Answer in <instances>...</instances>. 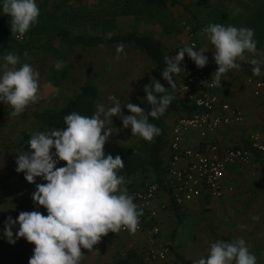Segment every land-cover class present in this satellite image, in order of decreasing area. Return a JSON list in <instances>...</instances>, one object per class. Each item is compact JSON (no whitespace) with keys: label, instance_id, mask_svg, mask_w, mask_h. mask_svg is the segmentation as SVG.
Returning a JSON list of instances; mask_svg holds the SVG:
<instances>
[{"label":"clouds","instance_id":"clouds-1","mask_svg":"<svg viewBox=\"0 0 264 264\" xmlns=\"http://www.w3.org/2000/svg\"><path fill=\"white\" fill-rule=\"evenodd\" d=\"M2 11L11 17V33L20 35L38 23L40 15L36 0H3ZM201 35L214 46L213 59L218 66L212 80L203 81L205 85L221 86L223 74L241 67L237 60L246 58L245 51L257 54L251 28L209 24L202 29ZM207 51L206 48L197 50L193 44L179 49L174 57L165 56L162 77L171 86L170 90L176 88L173 77L184 71L181 62L185 53L197 68H203L209 62L204 54ZM122 53L124 46L118 44L117 60ZM4 60L0 66L3 70L0 101L11 107L10 117L19 116L30 103L39 99V72L28 63L18 69L9 68L19 63V57L14 54L9 53ZM250 63L253 75H262L261 61L252 59ZM64 66L63 61L55 64L57 70ZM152 81L144 87L146 100L151 105L147 114L138 105L128 102L123 106L132 114L123 115L119 100L109 96L114 106L107 110L99 106L91 117L73 111L64 117L65 129L33 134L27 144L30 150L17 154L16 172L25 173L24 178L29 183L34 184L37 177L46 181L36 184L31 197L34 204L47 210L46 216L39 211H22L16 220L9 216L5 221L4 235L9 243L15 244L17 239L25 238L35 245L29 264H80L84 256L81 248L91 251L103 236L122 228L133 233L137 230L143 212L137 210L134 197L121 188L124 177L118 176L117 170L124 167L123 159L119 155L115 158L111 154L105 156V143L112 136V130L105 124L119 116L125 129L131 127L132 136L139 135L147 142L159 136L161 129L150 123L149 117L159 119L175 97L159 81ZM60 161L66 166L57 167ZM16 224L19 229L14 234L12 229ZM194 264H256V257L242 238L217 240L211 244L207 259L200 258Z\"/></svg>","mask_w":264,"mask_h":264},{"label":"rangeland","instance_id":"rangeland-1","mask_svg":"<svg viewBox=\"0 0 264 264\" xmlns=\"http://www.w3.org/2000/svg\"><path fill=\"white\" fill-rule=\"evenodd\" d=\"M36 3L40 9L38 23L31 26L26 34L20 35L11 33V17L3 14V0H0V66L5 63L6 55L14 54L19 57V63L15 66L10 65L9 68L18 69L24 63L30 64L39 72L40 86L37 102L30 103L19 116L10 117L11 107L0 101V139L7 144L5 153L8 168L11 170L17 167L15 163L17 154L30 150L27 144L33 134L52 131L38 122L35 118L36 112L63 107L77 94L85 82L91 81L101 90L98 107L103 106L107 110L114 106V101L109 100L108 97L115 96L122 105V114L131 115L132 113L123 105L128 102L138 105L146 98L145 85L150 84L152 79L154 83V79L157 78L153 60L133 44L122 43L126 56L122 53L121 58L117 60L116 46L118 44L84 49L67 43L59 34L60 30L99 36L136 31L168 43L167 54L169 57H174L177 55L178 44L185 35V27L189 25L196 32L198 31L200 40L203 38L213 57L214 46L201 35L203 28L209 24L247 27L254 30L257 54L253 55L245 51L246 58L237 60L241 67L239 73L234 74L237 77L234 78L233 83L238 86V90L249 93L245 75L252 72L253 65L250 63L252 59L261 61V71L264 74V0L244 2L238 0L212 2L202 0H36ZM119 21L123 23V26L118 25ZM57 61H63L65 64L61 70L55 68ZM2 74L3 70L0 68V76ZM232 74L231 71L225 75ZM248 98L250 99L249 96ZM255 104L248 103V106H255ZM254 110L252 109L250 114L246 115V122L236 129L239 137L237 136V140L232 142L233 145L240 143L239 141L248 137L253 130L264 131V123H257L253 114ZM259 110L264 114V106ZM103 118L101 114V119ZM259 124L262 125L261 128L257 127ZM105 126L112 130V136L105 143L109 149L126 150L140 140L139 135L132 136L130 126L127 129L123 127L119 116L107 120ZM20 175H22L21 189L19 193L18 188L17 192L12 189L9 199L13 200L20 195L23 204L30 203L32 196L29 190L36 187L39 182L35 179L34 184L29 183L24 178L25 173L20 172ZM15 184L19 185V183ZM123 188L126 189V187ZM176 208L169 209L167 206L160 212L161 216L165 210L169 211V214L167 213L169 216L164 218L166 234L168 233L167 239L164 240L172 246L173 251L176 249V240L181 241L183 250L190 254L191 213L188 210L182 212L181 209L183 220L180 222ZM41 213L46 216L47 210ZM160 224L163 229L161 218ZM206 225L205 222V228ZM209 227L211 230L214 229L213 225ZM138 264L143 263L138 261Z\"/></svg>","mask_w":264,"mask_h":264},{"label":"crops","instance_id":"crops-1","mask_svg":"<svg viewBox=\"0 0 264 264\" xmlns=\"http://www.w3.org/2000/svg\"><path fill=\"white\" fill-rule=\"evenodd\" d=\"M202 1L212 2L219 0ZM238 1L244 2L247 0ZM117 23L119 26H123L121 21ZM196 33L201 47L208 50L203 38L200 40L198 31ZM159 41L166 53H168L166 47L169 46V44L162 40ZM205 55L209 60L207 64L208 70L211 75H213L218 66L211 55V51H207ZM239 70L240 68L231 69L229 73L232 71V75H222L219 92L231 103L242 107L247 116L252 109H255L253 113L255 119L257 123L262 124L264 123V114L260 112L259 109L264 105L261 104L259 98L253 96L252 87L246 83L249 89V93H247L245 90H238V86H235L233 83L234 78L237 77L235 75L239 73ZM251 73L252 72H249L248 74ZM178 79V76H174L173 78L175 82H178ZM227 82L228 84H226ZM252 102L256 103L255 106H248V103ZM187 112H189L187 109L176 110L166 118V128L169 134L173 122L178 117L187 114ZM259 126L260 128L262 127L260 124L257 127ZM237 128L239 127L226 128L213 135L212 138L222 145L233 146L232 142L239 137L236 131ZM260 130L262 131V129ZM198 141L197 135L194 134L186 138V144L196 145ZM239 142L240 143H237L238 146L245 145L247 143V137ZM6 146L7 144L4 140L1 142L0 139V264H29V259L33 255L35 245L28 243L25 238L17 239L15 244L9 243L4 235L5 221L9 216H11L13 220H16L19 213L22 211L41 212L46 211V209L43 206L34 204L32 198L30 203L23 204L20 195L18 194L19 196H17V188L19 189V193L22 185V175L16 172V168L14 170L8 168L7 154L5 153L7 150ZM263 155L264 154L261 155V153H256L255 158L257 159V163H259L258 167L264 166ZM15 183H19V185L17 186ZM123 187H126L125 183L121 185V188ZM12 189L16 191L15 195L17 197L10 200L9 197ZM35 190L36 187L30 188L29 192L31 196ZM159 203L167 204L169 209L177 207L179 215L178 212L176 213L179 218L182 217L180 218V222L183 220V213L180 212L181 209L182 212L188 210L191 213L192 233L189 245L190 254L183 250V243L176 240L177 238L175 239L176 249L174 253L180 264H194V262L200 258L207 259L211 244L217 240L234 241L240 238L249 246L250 253L255 255L256 264H264V179L261 175L252 176L248 167L243 165H231L229 167L224 181L223 194L220 197H212L206 194L191 203L178 207L173 206L167 194L163 192L157 204ZM167 213L169 214V211L165 210L160 217L163 223V239H167L168 237L164 220L165 217L169 216ZM254 217L258 219H254ZM204 221L207 224L206 228ZM208 223L210 225H208ZM212 225L214 229L211 230L209 226ZM18 229L19 224H16L12 229L13 233L15 234ZM146 245L144 233H109L107 236H103L98 244L94 245L93 250L88 251L87 249L81 248L84 256L80 264H138L140 255L144 253Z\"/></svg>","mask_w":264,"mask_h":264},{"label":"built area","instance_id":"built-area-1","mask_svg":"<svg viewBox=\"0 0 264 264\" xmlns=\"http://www.w3.org/2000/svg\"><path fill=\"white\" fill-rule=\"evenodd\" d=\"M193 44L197 50L202 48L194 28L186 25L177 54L179 49ZM181 67L184 71L177 74V92L188 104L189 112L172 124L164 182H150L143 188L127 192L134 197L137 210L143 212L135 232L145 234L147 245L143 257L149 264H180L172 246L162 238L160 212L168 205L157 202L163 192L178 207L206 194L220 197L231 165L246 166L252 176L261 175L264 179V166L258 167L255 158L256 153L264 154V132L253 130L249 133L247 145L225 146L213 139V135L226 128L242 126L246 122V113L222 96L219 85L203 83L212 80L207 65L197 68L185 53ZM246 83L252 87L253 96L264 105V75L247 74ZM193 134L197 135L198 143L186 144V138ZM63 166H66L63 161L57 164V167ZM36 180L39 184L46 183L39 177ZM129 232L122 228L117 233Z\"/></svg>","mask_w":264,"mask_h":264},{"label":"trees","instance_id":"trees-1","mask_svg":"<svg viewBox=\"0 0 264 264\" xmlns=\"http://www.w3.org/2000/svg\"><path fill=\"white\" fill-rule=\"evenodd\" d=\"M59 34L67 43L81 46L84 49L122 43L133 44L141 52L148 55L155 63L157 70L156 80L166 89H171V86L162 77V71L166 67L165 56H167V53L160 41L155 40L147 34L131 31L111 36H99L82 33L74 34L68 30H60ZM170 94L175 99L165 113L159 119L149 117V122L161 129V134L154 137L152 142H147L140 137V140L136 144L126 150H113L104 146L105 156L111 154L115 158V156L119 155L124 161V167L117 170V175L124 177L126 192L136 188H143L150 182H164L169 161L170 138V134L166 128V118L176 110H188V104L181 99L177 92V84L174 90H170ZM157 95L159 96V94ZM100 98L101 90L99 86L94 82L87 81L80 87L77 94L63 107L40 110L35 113V118L44 128L63 130L67 127L64 123V117L66 115L75 111L82 116L91 117L97 112ZM138 106L144 109L145 114L151 110V105L147 102L146 98L141 100ZM176 212L179 215L178 209ZM139 261L143 264H149L144 260L143 253L140 255Z\"/></svg>","mask_w":264,"mask_h":264}]
</instances>
